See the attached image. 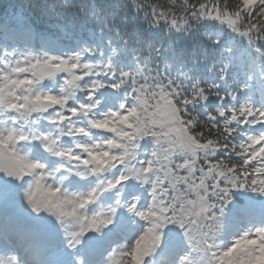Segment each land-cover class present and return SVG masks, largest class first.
Listing matches in <instances>:
<instances>
[{"label":"snow or ice","instance_id":"obj_1","mask_svg":"<svg viewBox=\"0 0 264 264\" xmlns=\"http://www.w3.org/2000/svg\"><path fill=\"white\" fill-rule=\"evenodd\" d=\"M11 7L20 33L29 34L32 0ZM49 9L63 43H0V108L12 114L0 128V196L14 192L54 231L78 223L80 264L114 237L129 238V218L141 228L129 255L154 232L156 249L166 248L173 226L151 220L158 196L165 215L185 198L218 212L220 229L239 210L234 195L264 198V107L236 100L226 60L216 81L172 70L186 55L173 38L211 22L215 34L202 32L209 44L222 57L246 51L264 80V0H129L123 13L131 17L119 20L75 0L40 11ZM257 250L264 253V220L226 246L213 243L211 264H251Z\"/></svg>","mask_w":264,"mask_h":264},{"label":"trees","instance_id":"obj_2","mask_svg":"<svg viewBox=\"0 0 264 264\" xmlns=\"http://www.w3.org/2000/svg\"><path fill=\"white\" fill-rule=\"evenodd\" d=\"M17 0H0V43L5 44L8 48H13L14 41L17 37V33L20 32L19 26L16 23L15 18L12 14V5L16 3ZM77 4L83 3L85 7L91 4H96L102 8L105 13L114 14L115 19L119 20L120 15L123 13L125 4L129 3V0H75ZM162 2H167V0H162ZM34 5L32 9V31L36 38H42L47 41L48 39H53L54 41L63 43L65 37L62 33L55 27L57 21L56 16L49 9L48 11H40V8H48L49 5L56 8L57 11L61 10V5L63 0H32ZM124 15L131 17V12L123 13ZM68 13H65L67 16ZM111 22V19H110ZM133 21L129 19L127 24H131ZM2 29L7 32V38L2 39L1 33ZM200 31L193 30L189 33L179 36L178 38H173V41H178L173 44V47L177 52L185 53L183 57L184 63L174 61L172 65V70L178 73H184L187 77L200 79L201 81H216L218 75V68L220 67V61L226 60L228 67L225 69L227 72L226 80L230 81V87L236 90V100L240 101L245 98H254L256 105L264 104V93L261 88L255 84L254 78L251 80L247 78V74L244 70H240L237 67L236 61L230 56H221L216 48L209 44L208 40L202 35L203 31L215 34L216 25L211 22H206L200 25ZM105 35L110 36L112 33L105 28ZM162 33H157V39L160 38ZM225 39H227V34H225ZM164 46H168V38H164ZM243 85V87H241ZM262 85L264 86V80H262ZM248 197V199H246ZM259 197L253 193H244L243 195H234L233 200L236 205H241L246 209L254 208V205L259 202ZM194 200L191 198H185L176 207L178 215L183 220H187L190 216L193 218V223L198 225L200 229L199 235L210 236V231L208 226L217 225L214 216L217 214H212L210 209H204L201 205L200 208L194 207ZM212 215V217H211ZM213 218V222H208V218ZM192 227V226H191ZM197 227V228H198ZM196 228V229H197ZM195 229V228H193ZM216 230H225L220 228H215ZM225 240L222 246L229 244L227 241V232L225 231L222 235ZM253 254L254 258L251 264H257L259 261L264 262V253L258 251V254ZM238 255L245 256L246 251H242ZM256 256H260L259 261ZM244 264H249L248 260L244 261Z\"/></svg>","mask_w":264,"mask_h":264},{"label":"rangeland","instance_id":"obj_3","mask_svg":"<svg viewBox=\"0 0 264 264\" xmlns=\"http://www.w3.org/2000/svg\"><path fill=\"white\" fill-rule=\"evenodd\" d=\"M19 37L20 38H22V39H24L25 40V43L27 44V43H29L30 45H34L35 44V41H34V38H33V36H32V34L31 33H29V34H21V33H19ZM39 43H41L42 44V47L43 48H49V47H51L52 45H49V44H46V43H42V41L41 40H39L38 41ZM248 56V53L246 52V51H240L239 50V52H238V54L236 55V58H238V60H239V64H240V66H243L245 63H246V57ZM250 69H252L253 71H254V73L256 74V75H259L258 73H257V71H256V69H255V64L253 63V62H250ZM4 196V195H3ZM3 196H2V198L1 199H3ZM3 201V200H2ZM15 205H18V206H20V207H22V208H24L25 210H26V207H25V205L23 204V202L19 199V197H17L16 199H15ZM27 211V210H26ZM67 222H72L73 224H75L76 226L77 225H79L78 223H76L75 221H72V220H67V221H65V223H67ZM69 223V224H70ZM73 229H74V227L72 228V229H68L67 230V234L68 235H71L72 233H73ZM120 238H121V240L123 239V240H125V239H128L129 240V238H124V235H121V236H119ZM130 244V242L128 241V242H126V243H124L123 244V246L121 245L120 247H119V249H120V254H123L122 256L120 255L119 257H117V260H116V263L118 262V264H130L131 262H133V261H135V260H133V256H135V257H138L139 258V260L141 261V257L143 256V255H139V254H137L136 252L135 253H133V254H131V255H128V254H125L123 251H126V249H128V245ZM140 244H141V242H140ZM117 248H118V245H116V246H113L111 249L109 248L108 250H109V253H115V251L117 250ZM121 249H123V251H121ZM107 256H108V254L107 255H105V259L107 258ZM3 256L0 254V264H15V262H14V260H11V258L9 257V259H7V258H2ZM103 261H104V258H103Z\"/></svg>","mask_w":264,"mask_h":264}]
</instances>
